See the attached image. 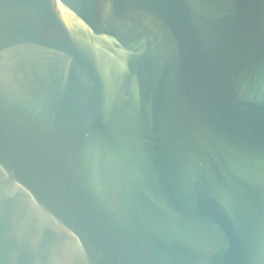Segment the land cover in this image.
<instances>
[{
    "label": "water",
    "instance_id": "obj_1",
    "mask_svg": "<svg viewBox=\"0 0 264 264\" xmlns=\"http://www.w3.org/2000/svg\"><path fill=\"white\" fill-rule=\"evenodd\" d=\"M0 264H264V0H0Z\"/></svg>",
    "mask_w": 264,
    "mask_h": 264
}]
</instances>
